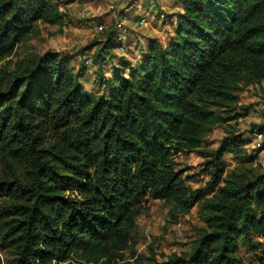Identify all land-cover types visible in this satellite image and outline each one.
<instances>
[{"label":"trees","instance_id":"1","mask_svg":"<svg viewBox=\"0 0 264 264\" xmlns=\"http://www.w3.org/2000/svg\"><path fill=\"white\" fill-rule=\"evenodd\" d=\"M73 1L0 0V64L35 23H60V9ZM176 1L169 42L151 39L127 77L99 71L113 62L112 45L96 53L98 92L83 86V64L75 70L56 52L31 54L14 71L0 65V252L12 253L7 264H115L147 199H168L183 213L203 201L206 210L209 229L187 257L166 264H242L238 239L264 241V176L223 178L224 154L245 145L238 135L200 153L211 168L203 189H187L172 161L201 148L214 125L195 98L229 108L241 87L264 85V0ZM111 38L118 49L119 36ZM75 253L81 259L72 260Z\"/></svg>","mask_w":264,"mask_h":264},{"label":"rangeland","instance_id":"2","mask_svg":"<svg viewBox=\"0 0 264 264\" xmlns=\"http://www.w3.org/2000/svg\"><path fill=\"white\" fill-rule=\"evenodd\" d=\"M177 4L176 0H75L60 9V23H35L26 40L19 43L14 53L0 65L8 71H14L31 54L41 55L52 51L71 59L77 70L84 65L85 59L90 58L92 71L87 73L82 84L85 89L98 92L101 86L95 82L97 65H94L93 59L96 53L104 54L106 47L112 45L115 48L112 34L114 38H121L119 43L121 46L123 42L124 50L108 49L113 62L103 65L99 71H122L124 77H127L130 74L129 68L140 63V55L145 52L151 39L161 47L169 42L174 25L169 15L178 12ZM100 25L104 26L103 31H97ZM234 94L239 97L238 103L229 108L216 106L214 101L203 96L195 98L213 113L214 125L205 135L201 148L172 158L174 169L181 172L189 190L203 189L211 181L208 159L200 153L216 150L222 139L230 134L238 135L245 145L240 150L224 154L223 178L240 176L253 180L264 176V136L260 139L255 136L258 133L264 134V87L248 85ZM247 156L255 159L249 161ZM0 205H4L3 201H0ZM253 214L258 216L257 207L253 208ZM205 221L203 201L183 213L168 199H147L135 220L126 248L112 263L166 264L173 255L187 257L194 241L209 229ZM238 240L235 257L242 264H264L262 239L252 234L248 240ZM71 257L72 260L81 259L80 253ZM12 258L11 252H0V264L10 263ZM106 263L107 259L102 258L89 264Z\"/></svg>","mask_w":264,"mask_h":264},{"label":"built area","instance_id":"3","mask_svg":"<svg viewBox=\"0 0 264 264\" xmlns=\"http://www.w3.org/2000/svg\"><path fill=\"white\" fill-rule=\"evenodd\" d=\"M114 2L118 1V0H113ZM110 9H112L113 7L112 6H109ZM104 30V26L103 25H100L98 28H97V31H103ZM119 40H121V38H119ZM118 50L120 52H123L124 50V47H123V42L121 43V46L118 48ZM84 67L86 68V73H91V69H92V63H91V59L90 58H87L84 60ZM257 138H262L264 136L263 133H258L257 135H255ZM258 147H260V145L257 144Z\"/></svg>","mask_w":264,"mask_h":264},{"label":"crops","instance_id":"4","mask_svg":"<svg viewBox=\"0 0 264 264\" xmlns=\"http://www.w3.org/2000/svg\"><path fill=\"white\" fill-rule=\"evenodd\" d=\"M177 6L179 7V5L177 4ZM178 11H180V7L178 8ZM264 87V85H262Z\"/></svg>","mask_w":264,"mask_h":264}]
</instances>
